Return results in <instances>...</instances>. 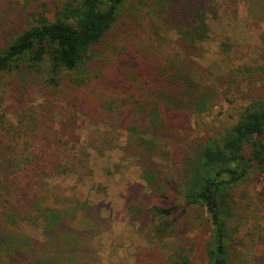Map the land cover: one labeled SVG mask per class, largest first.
I'll return each instance as SVG.
<instances>
[{
  "label": "rangeland",
  "instance_id": "rangeland-1",
  "mask_svg": "<svg viewBox=\"0 0 264 264\" xmlns=\"http://www.w3.org/2000/svg\"><path fill=\"white\" fill-rule=\"evenodd\" d=\"M60 1L0 0V38L13 25H24L30 11L50 12ZM182 1L201 5L209 25L207 39L197 56L192 55L196 71L202 72L200 89L209 102L202 113L184 120H188L187 135L194 138L228 127L241 107L264 98V18L250 17L246 0L230 5L227 0H159L154 7L138 1L119 17L98 47L100 58H94L84 72H62L59 85L51 86L46 83V59L38 73L22 69L0 78L1 155L13 152L7 146L12 139L19 143L26 135L33 143L44 131L61 137L66 148L87 153L83 171L45 180L65 193L64 206L72 204L73 197L85 201L99 222L97 232L88 239L89 247L67 264H85L86 259V264H135L137 252L144 259L140 264H164L180 248L191 251V257L196 255L208 239V214L197 207L184 211L179 190L166 188L143 198L150 190L135 159L122 150L127 131L120 122L126 111L120 100L129 93H141L139 87L156 74L154 62L176 52L177 29L190 19L191 8ZM160 9V14L154 12ZM91 137L97 141L96 148L89 146ZM106 141L110 142L102 143ZM161 154L166 170L167 154ZM137 183L143 189L134 204L131 187ZM232 191L236 231L231 235L240 241L245 264H264V176L252 171ZM157 201L167 207L179 205L169 217L174 223L161 239L152 229L161 218L146 212L147 204ZM18 230L43 241L40 228L31 223L24 222Z\"/></svg>",
  "mask_w": 264,
  "mask_h": 264
},
{
  "label": "trees",
  "instance_id": "trees-1",
  "mask_svg": "<svg viewBox=\"0 0 264 264\" xmlns=\"http://www.w3.org/2000/svg\"><path fill=\"white\" fill-rule=\"evenodd\" d=\"M138 1L154 7L159 0H62L50 12L30 11L24 25H13L0 38V78L22 69L38 73L46 59V83L51 86L59 85L62 72H84L94 58H100L98 47L119 17ZM246 3L250 17L264 18V0ZM183 5L191 8L190 19L177 29L176 52L154 62L156 74L139 87L141 93H129L120 100L126 109L120 122L127 131L122 150L135 159L150 190L144 199L173 188L181 194L184 211L197 207L208 214V239L197 254L191 257V251L180 248L164 264H245L240 241L231 235L236 231L232 190L252 171L264 176V98L241 107L228 127L194 138L187 135L188 120H184L202 113L209 102L200 89L202 72L196 71L192 59L207 39L209 25L201 5ZM154 12L160 14L162 9ZM30 140L26 135L19 143L12 139L7 146L13 152L8 157L0 154L4 156L0 161V264H67L89 247L88 239L97 232L99 222L85 201L73 197V203L64 206L65 193L45 180L83 171L87 153L66 148L53 131H44L33 143ZM96 142L91 137L88 143L96 148ZM162 151L167 154L166 170ZM131 188L130 200L136 204L143 185ZM178 207L159 201L147 204L146 212L161 218L152 227L158 238L174 223L169 217ZM24 222L40 228L43 241L18 230ZM136 254L135 264L143 263Z\"/></svg>",
  "mask_w": 264,
  "mask_h": 264
}]
</instances>
